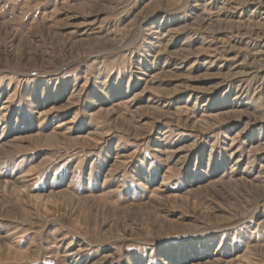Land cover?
<instances>
[{
    "label": "rangeland",
    "instance_id": "1",
    "mask_svg": "<svg viewBox=\"0 0 264 264\" xmlns=\"http://www.w3.org/2000/svg\"><path fill=\"white\" fill-rule=\"evenodd\" d=\"M0 264H264V0H0Z\"/></svg>",
    "mask_w": 264,
    "mask_h": 264
}]
</instances>
